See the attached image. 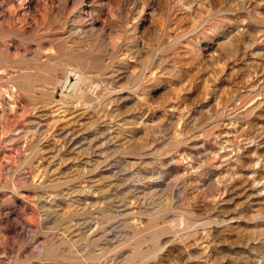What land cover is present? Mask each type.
I'll return each instance as SVG.
<instances>
[{
	"label": "rangeland",
	"instance_id": "obj_1",
	"mask_svg": "<svg viewBox=\"0 0 264 264\" xmlns=\"http://www.w3.org/2000/svg\"><path fill=\"white\" fill-rule=\"evenodd\" d=\"M0 264H264V0H0Z\"/></svg>",
	"mask_w": 264,
	"mask_h": 264
},
{
	"label": "bare ground",
	"instance_id": "obj_2",
	"mask_svg": "<svg viewBox=\"0 0 264 264\" xmlns=\"http://www.w3.org/2000/svg\"><path fill=\"white\" fill-rule=\"evenodd\" d=\"M73 77V76H72ZM75 79V78H74ZM67 80V79H66ZM68 80H70V79H68ZM67 82H69V81H67ZM80 84V83H79ZM77 88H78V86H77Z\"/></svg>",
	"mask_w": 264,
	"mask_h": 264
}]
</instances>
